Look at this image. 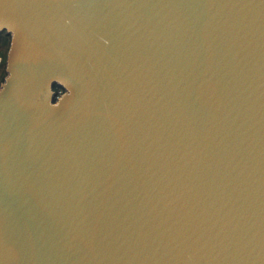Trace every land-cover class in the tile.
<instances>
[{
	"label": "water",
	"instance_id": "95a60500",
	"mask_svg": "<svg viewBox=\"0 0 264 264\" xmlns=\"http://www.w3.org/2000/svg\"><path fill=\"white\" fill-rule=\"evenodd\" d=\"M0 31V264H264V0H0Z\"/></svg>",
	"mask_w": 264,
	"mask_h": 264
},
{
	"label": "trees",
	"instance_id": "16d2710c",
	"mask_svg": "<svg viewBox=\"0 0 264 264\" xmlns=\"http://www.w3.org/2000/svg\"><path fill=\"white\" fill-rule=\"evenodd\" d=\"M5 42L7 43V49L6 50H0V54L2 56V66H3V69H2V74H1V79L3 80L5 74H6V71H5V64H6V55H7V50H8V47H9V43H10V34H8L6 31H0V45Z\"/></svg>",
	"mask_w": 264,
	"mask_h": 264
},
{
	"label": "rangeland",
	"instance_id": "374dc122",
	"mask_svg": "<svg viewBox=\"0 0 264 264\" xmlns=\"http://www.w3.org/2000/svg\"><path fill=\"white\" fill-rule=\"evenodd\" d=\"M7 49V43L3 42L1 45H0V50H6ZM1 56V54H0ZM2 69H3V66H2V63L0 64V81L2 80L1 79V72H2Z\"/></svg>",
	"mask_w": 264,
	"mask_h": 264
},
{
	"label": "built area",
	"instance_id": "2783aa9c",
	"mask_svg": "<svg viewBox=\"0 0 264 264\" xmlns=\"http://www.w3.org/2000/svg\"><path fill=\"white\" fill-rule=\"evenodd\" d=\"M2 63V56H0V64ZM60 91H62V90H60Z\"/></svg>",
	"mask_w": 264,
	"mask_h": 264
}]
</instances>
